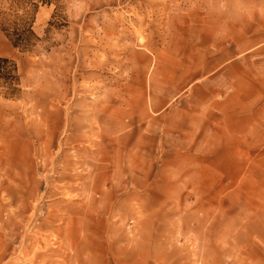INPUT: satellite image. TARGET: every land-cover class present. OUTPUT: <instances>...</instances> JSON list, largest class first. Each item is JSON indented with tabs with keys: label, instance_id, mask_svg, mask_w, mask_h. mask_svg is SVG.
<instances>
[{
	"label": "rangeland",
	"instance_id": "rangeland-1",
	"mask_svg": "<svg viewBox=\"0 0 264 264\" xmlns=\"http://www.w3.org/2000/svg\"><path fill=\"white\" fill-rule=\"evenodd\" d=\"M0 57V264H264V0H0Z\"/></svg>",
	"mask_w": 264,
	"mask_h": 264
},
{
	"label": "trees",
	"instance_id": "trees-1",
	"mask_svg": "<svg viewBox=\"0 0 264 264\" xmlns=\"http://www.w3.org/2000/svg\"><path fill=\"white\" fill-rule=\"evenodd\" d=\"M6 36L10 39L13 46L20 47L24 50L30 48V46L32 45L31 40L33 37H35L30 27L23 28L20 31L14 30L10 34L6 33ZM16 71V64L12 59H9L7 57H0V79H3L7 84H11L18 80Z\"/></svg>",
	"mask_w": 264,
	"mask_h": 264
},
{
	"label": "bare ground",
	"instance_id": "bare-ground-1",
	"mask_svg": "<svg viewBox=\"0 0 264 264\" xmlns=\"http://www.w3.org/2000/svg\"><path fill=\"white\" fill-rule=\"evenodd\" d=\"M32 208H33V207H32ZM32 208H31V209H32Z\"/></svg>",
	"mask_w": 264,
	"mask_h": 264
}]
</instances>
